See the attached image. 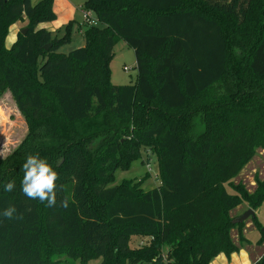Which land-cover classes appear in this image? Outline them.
Returning <instances> with one entry per match:
<instances>
[{
	"label": "trees",
	"instance_id": "1",
	"mask_svg": "<svg viewBox=\"0 0 264 264\" xmlns=\"http://www.w3.org/2000/svg\"><path fill=\"white\" fill-rule=\"evenodd\" d=\"M83 9L100 27L87 26L84 45L63 54L72 21L61 37L36 29L56 19L53 0H0V92L10 91L28 126L0 158V211L17 208L12 219L0 216V264H60L62 255L82 264L229 258L239 250L230 231L244 224L230 211L264 203V175L252 192L233 182L264 149V0H85ZM24 17L27 30L7 48L9 27ZM118 38L134 51L131 85L110 82ZM139 110L156 116L131 128L140 131L138 147L126 153L129 162L141 148L155 154L158 184L109 187ZM29 154L58 174L53 206L20 191ZM9 180L15 188L4 192ZM252 221L259 245L264 226ZM132 236L139 245L130 246ZM251 264H264V252Z\"/></svg>",
	"mask_w": 264,
	"mask_h": 264
},
{
	"label": "rangeland",
	"instance_id": "2",
	"mask_svg": "<svg viewBox=\"0 0 264 264\" xmlns=\"http://www.w3.org/2000/svg\"><path fill=\"white\" fill-rule=\"evenodd\" d=\"M40 0H31V4L34 5ZM73 6L72 17L59 24L55 32L57 36L61 37L65 34V26L69 21L73 22V27L70 34V40L64 43L58 52L67 54L71 50L82 47L84 45L83 33L87 26L100 27L97 16L94 12L89 13V21L85 22V11L83 9L85 0H68ZM61 4V3H60ZM58 9V19L56 23L61 22L62 18L66 15L65 8L60 6L58 1L56 3ZM55 21V20H54ZM53 21V23H54ZM21 25H19L18 33L25 32L27 30V19H22ZM16 22V23H18ZM14 25V24H13ZM11 27V26H10ZM9 27V28H10ZM9 31V29H8ZM8 35V34H7ZM8 46V45H7ZM110 68V82L114 85H131L134 84L137 77L135 55L132 48H130L122 39L118 38L112 50V56L109 61ZM145 111V108L143 109ZM138 111V118L136 117L134 124L131 125L130 130L125 131V134L120 139L122 143L123 153L120 156V167L115 171L112 181L108 186H115L119 184L135 186L139 190H148L158 184V167L155 154H149L148 151L140 149L141 154L135 161L129 162L128 153L132 147H138L139 132L138 130H132L131 128L137 126H143V124L149 119H155L154 113L144 115ZM28 133V126L25 118L18 111L13 97L8 89H3L0 92V158L3 159L9 156L16 148L21 144ZM264 175V149L256 148L249 161L244 165L240 174L234 179V183L241 184L243 188L251 191L256 183V178L261 179ZM227 189L230 191L228 185ZM250 208L246 203H243L230 211L229 216L233 218L234 222L236 218L243 215L244 212ZM254 215L249 214L241 223H244L240 229L234 228L230 231L232 241L236 246H241L248 240L254 243L253 246L261 249L264 248V242L257 245L255 242L260 237L259 231L253 227L252 218L256 216L257 221L264 226V203H262L256 210ZM256 212V214H255ZM240 223V222H239ZM239 230V231H238ZM239 235L244 236V242L239 241ZM248 239V240H247ZM139 237L132 236L130 240V246L135 247L139 245ZM166 248H164L163 253ZM60 264H82L79 260H73L65 255L56 256ZM101 261L98 259H89L84 264H99Z\"/></svg>",
	"mask_w": 264,
	"mask_h": 264
},
{
	"label": "clouds",
	"instance_id": "3",
	"mask_svg": "<svg viewBox=\"0 0 264 264\" xmlns=\"http://www.w3.org/2000/svg\"><path fill=\"white\" fill-rule=\"evenodd\" d=\"M23 168V177L20 181V191L28 199L39 200L47 206L56 204V181L58 174L49 162L39 156V154H29L26 156ZM4 192H12L15 188V181L9 180L2 185ZM64 207H67L68 201H62ZM17 213L14 204H8L0 211V216L12 219ZM258 260L260 257L257 258Z\"/></svg>",
	"mask_w": 264,
	"mask_h": 264
},
{
	"label": "crops",
	"instance_id": "4",
	"mask_svg": "<svg viewBox=\"0 0 264 264\" xmlns=\"http://www.w3.org/2000/svg\"><path fill=\"white\" fill-rule=\"evenodd\" d=\"M57 1H58L60 6L65 8V13H66V15L62 18L61 22H59V23H56V21L58 19V13H59L58 9L56 8ZM53 11L56 14V19H55L54 23H53V21L41 23L36 27V29L45 28L50 32H55L56 29L58 28L57 26L59 24L66 22L67 20H69L72 17L73 6L71 5V3L68 0H53ZM21 24H22V22L15 23L14 25H12L9 28L8 35L5 39V45L7 48H9L16 41L17 31L20 27L19 25H21ZM254 189H255V187L251 191H249V190L248 191L252 192ZM255 214H256V212H255ZM253 228H255V227H253ZM257 240H256V242H257ZM253 244L254 243H251L248 240L247 242H244V244L239 246L238 252L232 253L229 256V258H227L224 254H219L210 262V264H251L254 261L258 260L257 258L260 257L261 254L264 252V248L259 249L255 246H253Z\"/></svg>",
	"mask_w": 264,
	"mask_h": 264
},
{
	"label": "water",
	"instance_id": "5",
	"mask_svg": "<svg viewBox=\"0 0 264 264\" xmlns=\"http://www.w3.org/2000/svg\"><path fill=\"white\" fill-rule=\"evenodd\" d=\"M24 33V31L22 32ZM48 46H45V49H47ZM249 214H251L252 216L254 215V211L252 209H248L244 212L243 215L239 216L238 218L235 219V221L237 222H241L242 220H244Z\"/></svg>",
	"mask_w": 264,
	"mask_h": 264
},
{
	"label": "built area",
	"instance_id": "6",
	"mask_svg": "<svg viewBox=\"0 0 264 264\" xmlns=\"http://www.w3.org/2000/svg\"><path fill=\"white\" fill-rule=\"evenodd\" d=\"M84 17H85V22L88 23V21H89V13H85Z\"/></svg>",
	"mask_w": 264,
	"mask_h": 264
}]
</instances>
